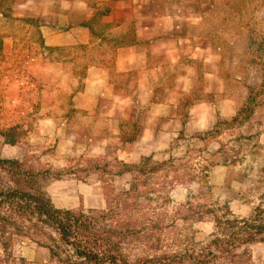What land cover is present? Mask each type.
<instances>
[{"label":"crops","instance_id":"obj_1","mask_svg":"<svg viewBox=\"0 0 264 264\" xmlns=\"http://www.w3.org/2000/svg\"><path fill=\"white\" fill-rule=\"evenodd\" d=\"M239 6L238 0H0L1 53L14 51L17 40L41 39L54 60L61 47L65 90L49 117L57 151L82 164L49 186L53 207H101L107 181L124 186L128 167L205 141L217 120L236 113L245 100V63L220 39L231 37L227 24L239 20ZM76 69L82 73L73 75Z\"/></svg>","mask_w":264,"mask_h":264},{"label":"rangeland","instance_id":"obj_2","mask_svg":"<svg viewBox=\"0 0 264 264\" xmlns=\"http://www.w3.org/2000/svg\"><path fill=\"white\" fill-rule=\"evenodd\" d=\"M238 1L239 20L227 24L231 37L220 41L243 54L244 103L233 116L217 120V127L201 137L205 141H188L165 158L149 157L128 167L129 181L122 187L107 181L103 205L94 209L108 211L113 219L126 214L129 228L141 231L121 244L124 259L132 264H264V240L217 260L209 247L216 234L223 238L211 218L264 222V0ZM16 42L14 51L0 52V187L49 199V186L78 171L81 163L57 151L55 120L49 117L65 90L63 67L57 64L61 47L53 60L45 40ZM72 61L75 67L77 55ZM56 68L61 81L55 80ZM237 89L231 91L235 96ZM25 205L20 197L0 201V264L37 259L41 264H92L78 258L35 208Z\"/></svg>","mask_w":264,"mask_h":264},{"label":"trees","instance_id":"obj_3","mask_svg":"<svg viewBox=\"0 0 264 264\" xmlns=\"http://www.w3.org/2000/svg\"><path fill=\"white\" fill-rule=\"evenodd\" d=\"M217 123L218 121L213 129L217 127ZM146 159L143 158L140 162ZM19 192L16 188L3 190L0 187V201H15L20 197L26 203L25 207L35 208L37 215L43 217L57 232L59 241L70 247L78 258L92 264H132L124 259L121 244L141 231L129 228L124 216L126 214L113 219L108 211L103 210L93 209L83 213L71 209H57L49 199L30 192ZM1 219L0 216V224ZM211 220L217 228V233L223 234V238L216 234L209 242L211 258L214 260L232 258L237 255V248L264 240V222H257L253 218L239 220L229 217H214ZM49 249L52 252L51 246Z\"/></svg>","mask_w":264,"mask_h":264}]
</instances>
